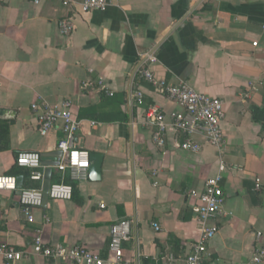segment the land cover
Listing matches in <instances>:
<instances>
[{
  "label": "crops",
  "instance_id": "1",
  "mask_svg": "<svg viewBox=\"0 0 264 264\" xmlns=\"http://www.w3.org/2000/svg\"><path fill=\"white\" fill-rule=\"evenodd\" d=\"M70 1L0 0V109L9 111L0 116V175L42 190L43 180L33 182L15 166L19 152L34 151L44 158L43 174L55 165L51 184L73 188L70 200L48 198L34 209L33 223L18 191H0V244L26 251L40 230L45 244L85 247L103 264L183 260L200 233L197 198L222 163L225 202L204 264H248L264 242V0H108L103 11L89 13ZM65 17H73L70 36L59 33ZM142 63L157 84L136 72ZM99 79L107 90L83 87ZM182 81L223 101L220 151L200 135L193 137L198 153L181 150L184 136L170 125L165 146L153 142L145 111L181 110L157 85ZM38 100L72 102L81 122L75 146L103 156L100 181H90L89 172L72 181L57 170L62 134L38 132L31 111ZM127 221L130 239L117 260L112 228ZM14 264L72 263L31 255Z\"/></svg>",
  "mask_w": 264,
  "mask_h": 264
},
{
  "label": "built area",
  "instance_id": "2",
  "mask_svg": "<svg viewBox=\"0 0 264 264\" xmlns=\"http://www.w3.org/2000/svg\"><path fill=\"white\" fill-rule=\"evenodd\" d=\"M38 3L39 0H33ZM76 4L75 0L70 1ZM67 4V2L65 3ZM77 5L82 13L103 11L108 5V0H79ZM59 33L63 36H70L75 30L73 17H65L58 22ZM149 63H154L155 58L147 56ZM142 63L136 70L139 76L147 82L157 84L153 73L149 68L143 67ZM85 89L107 90L103 79H99L94 85L86 82ZM159 90L166 98L180 107V111L165 113L155 107L149 108L144 113V124L156 129L152 140L159 147L166 144V131L170 125L174 130L184 136L179 148L184 151L198 153L201 146L193 140V137L200 135L204 141L220 151L224 139L221 130V123L225 119L223 101L219 98L210 97L198 93L187 82L177 84L159 83ZM109 96L113 92H108ZM133 97L137 104L143 103V94L137 90ZM31 111L37 118V130L41 135L50 132H60L61 139L57 142V150L61 153L57 170L61 173H68L72 181L81 182L88 178L90 168V153L75 146L76 135L80 130L81 122L72 113V102L64 100L57 106H51L44 101H36L31 105ZM42 158L38 152L22 151L15 159V166L29 171V179L33 182L43 180ZM225 170L224 164L219 167L220 174L207 179L204 191L198 196V222L200 233L198 239L191 245L190 253L185 259H174L167 264H204L207 257V245L214 238L217 232V225L214 223L222 212L225 202V194L222 187V175ZM0 191L19 192V203L23 208V214L28 223H33L32 211L43 205V193L40 189H18L17 178L11 175H0ZM73 194L71 185L64 183H53L50 185L47 197L52 200L67 201ZM101 208H104L101 205ZM1 220V216H0ZM48 222V218L45 217ZM130 223L123 222L115 225L111 232L109 249L120 260L119 254L122 241L130 239ZM156 231L157 224L153 225ZM262 233H257L259 241ZM39 256L45 259H52L59 262H70L72 264H103V261L82 246H60L47 245L43 242L41 231L37 230L28 250H18L9 244H0V257L4 264H14L29 256ZM248 264H264V242L259 243L255 248L252 258Z\"/></svg>",
  "mask_w": 264,
  "mask_h": 264
},
{
  "label": "water",
  "instance_id": "3",
  "mask_svg": "<svg viewBox=\"0 0 264 264\" xmlns=\"http://www.w3.org/2000/svg\"><path fill=\"white\" fill-rule=\"evenodd\" d=\"M9 113L8 110L0 109V116L7 115ZM55 157L59 158L61 157V153L57 152L54 153ZM102 159L103 156L100 154L91 153L90 154V168H89V180L92 182H97L101 180V165H102ZM44 160V158H42ZM59 162L56 163V166H58ZM54 164H46L45 167H47V170L44 174L43 179V203H45L48 199L47 193L49 190V187L51 185V169L54 167ZM17 187L20 190L21 189V177L17 178Z\"/></svg>",
  "mask_w": 264,
  "mask_h": 264
},
{
  "label": "trees",
  "instance_id": "4",
  "mask_svg": "<svg viewBox=\"0 0 264 264\" xmlns=\"http://www.w3.org/2000/svg\"><path fill=\"white\" fill-rule=\"evenodd\" d=\"M73 189V188H72Z\"/></svg>",
  "mask_w": 264,
  "mask_h": 264
}]
</instances>
